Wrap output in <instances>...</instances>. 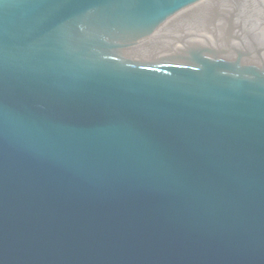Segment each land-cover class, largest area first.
<instances>
[{
  "label": "water",
  "instance_id": "1",
  "mask_svg": "<svg viewBox=\"0 0 264 264\" xmlns=\"http://www.w3.org/2000/svg\"><path fill=\"white\" fill-rule=\"evenodd\" d=\"M0 264H264V0H0Z\"/></svg>",
  "mask_w": 264,
  "mask_h": 264
}]
</instances>
